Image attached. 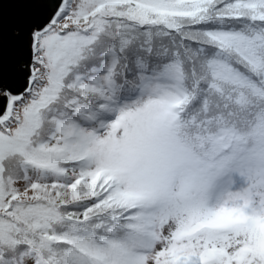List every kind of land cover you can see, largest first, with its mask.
<instances>
[{"label":"snow or ice","instance_id":"1","mask_svg":"<svg viewBox=\"0 0 264 264\" xmlns=\"http://www.w3.org/2000/svg\"><path fill=\"white\" fill-rule=\"evenodd\" d=\"M0 264H264V0H0Z\"/></svg>","mask_w":264,"mask_h":264},{"label":"water","instance_id":"2","mask_svg":"<svg viewBox=\"0 0 264 264\" xmlns=\"http://www.w3.org/2000/svg\"><path fill=\"white\" fill-rule=\"evenodd\" d=\"M17 15V6L6 4L4 7V25L9 28L13 25L15 17Z\"/></svg>","mask_w":264,"mask_h":264}]
</instances>
